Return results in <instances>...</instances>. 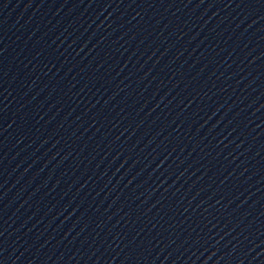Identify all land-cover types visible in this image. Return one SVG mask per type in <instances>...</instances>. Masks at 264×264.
Returning a JSON list of instances; mask_svg holds the SVG:
<instances>
[{
	"label": "water",
	"instance_id": "obj_1",
	"mask_svg": "<svg viewBox=\"0 0 264 264\" xmlns=\"http://www.w3.org/2000/svg\"><path fill=\"white\" fill-rule=\"evenodd\" d=\"M0 264H264V0H0Z\"/></svg>",
	"mask_w": 264,
	"mask_h": 264
}]
</instances>
